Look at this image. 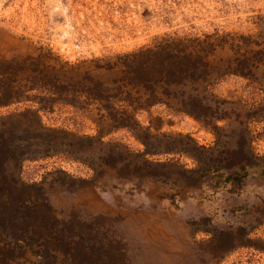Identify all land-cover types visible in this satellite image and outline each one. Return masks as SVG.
Segmentation results:
<instances>
[{
    "label": "rangeland",
    "instance_id": "rangeland-1",
    "mask_svg": "<svg viewBox=\"0 0 264 264\" xmlns=\"http://www.w3.org/2000/svg\"><path fill=\"white\" fill-rule=\"evenodd\" d=\"M163 35L225 39L198 91L171 88L146 105L152 86L125 87L126 102L117 57ZM236 58L248 74L225 71ZM94 84L110 94L107 111L86 90ZM180 93L203 98L217 119L173 110ZM2 100L0 129L35 114L55 148L31 146L38 153L8 174L60 221L120 247L127 264H264V0H0Z\"/></svg>",
    "mask_w": 264,
    "mask_h": 264
},
{
    "label": "trees",
    "instance_id": "trees-1",
    "mask_svg": "<svg viewBox=\"0 0 264 264\" xmlns=\"http://www.w3.org/2000/svg\"><path fill=\"white\" fill-rule=\"evenodd\" d=\"M209 39L210 36H204L203 40H199L163 35L154 39L150 45L122 54L117 60L124 73L116 92L118 95H122L120 92L123 93V99L128 102L131 99L127 90L122 92L123 88L140 87L147 90L152 86L154 92L149 94L152 98L145 100L146 105H151L161 101L157 96L163 95L162 97L168 98L171 88L187 86L192 92L198 91V84L208 82L210 58L216 48L223 46L225 38H218L217 44H213ZM246 61L245 58H236L234 66L227 65L225 71L239 75L248 74ZM57 87L63 90L66 85L59 83ZM156 89L159 90V94H156ZM86 90L103 110L107 111L111 107L110 102L104 104L110 94H104L105 89L102 93L101 85L94 84ZM111 97L115 98L114 95ZM202 100L203 98H198L195 94L185 96L184 93H180L178 107L173 110L198 121L207 120L213 123L215 117L217 119L215 110ZM68 102L76 103L75 100ZM2 103L3 100L0 104ZM107 114L112 119L114 128H131L132 123L127 120V115L116 120L115 115ZM18 116L1 119L3 125L0 129V264L27 262L28 258H25L27 253L34 259L29 261L30 264H127L125 251L120 247L104 246L100 244V240L98 242L95 240L93 234L95 232L83 230L78 223L60 221L47 206L30 199L29 192L35 191L31 189L32 185H25L18 178L8 174V164H15L31 153H38V150H31V146L38 143L43 145L45 152L55 150L52 146L54 136L50 137L51 131L41 126L35 114L32 118L22 113ZM83 139L91 141L87 137ZM138 139L145 147L144 154L148 153L143 138ZM81 148L82 145H78L76 151H80ZM116 151V155H121L122 152ZM107 160H114V156H108ZM119 162L126 166L131 164L130 161ZM113 165L115 163L112 161L110 166ZM218 166L220 165H216ZM190 173L194 179H199L205 174V168L203 167L200 174L198 168ZM54 252L61 255L59 261ZM20 259L22 261H19Z\"/></svg>",
    "mask_w": 264,
    "mask_h": 264
}]
</instances>
